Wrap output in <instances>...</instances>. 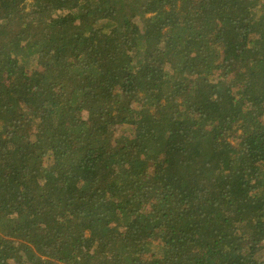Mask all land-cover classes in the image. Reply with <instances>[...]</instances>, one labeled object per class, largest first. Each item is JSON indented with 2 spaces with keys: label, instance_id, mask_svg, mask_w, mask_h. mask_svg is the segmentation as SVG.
<instances>
[{
  "label": "trees",
  "instance_id": "16d2710c",
  "mask_svg": "<svg viewBox=\"0 0 264 264\" xmlns=\"http://www.w3.org/2000/svg\"><path fill=\"white\" fill-rule=\"evenodd\" d=\"M0 264H264V0H0Z\"/></svg>",
  "mask_w": 264,
  "mask_h": 264
}]
</instances>
